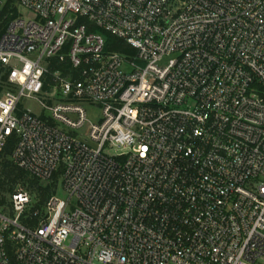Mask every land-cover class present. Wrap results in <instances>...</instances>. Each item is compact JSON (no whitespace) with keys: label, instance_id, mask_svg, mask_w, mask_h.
I'll use <instances>...</instances> for the list:
<instances>
[{"label":"built area","instance_id":"obj_1","mask_svg":"<svg viewBox=\"0 0 264 264\" xmlns=\"http://www.w3.org/2000/svg\"><path fill=\"white\" fill-rule=\"evenodd\" d=\"M7 6L0 171L13 138L58 179L35 226L0 205V264H264V0Z\"/></svg>","mask_w":264,"mask_h":264},{"label":"trees","instance_id":"obj_2","mask_svg":"<svg viewBox=\"0 0 264 264\" xmlns=\"http://www.w3.org/2000/svg\"><path fill=\"white\" fill-rule=\"evenodd\" d=\"M9 6L5 8L3 12L0 13V34L4 31V28L8 21L9 16L5 13ZM108 46L111 50L120 53H129L130 50L124 45L123 42L116 38H107ZM56 62H54L55 64ZM68 64H61L54 67L53 71L60 70L64 73L68 72ZM8 72L0 64V96L2 92L6 89V80ZM14 146V139L11 138L4 150V157L1 164L0 171V205L4 208L8 207V202L6 201V196L9 198L16 192L17 187H25L32 194L36 195V201L33 205H28L27 210L22 218V223L27 226H35L38 223L39 217L43 215V207L47 199L55 193L58 176L49 183H42L39 180L31 177L23 170L17 168L10 160L9 155ZM37 213L36 216L34 214Z\"/></svg>","mask_w":264,"mask_h":264},{"label":"rangeland","instance_id":"obj_3","mask_svg":"<svg viewBox=\"0 0 264 264\" xmlns=\"http://www.w3.org/2000/svg\"><path fill=\"white\" fill-rule=\"evenodd\" d=\"M27 106L28 107H31L33 108L34 112L38 113V108L36 107V105L33 103V102H29L27 103ZM100 117V112L98 109H95V108H87V121L89 123H95ZM26 191L28 193V195L30 196V203L29 205H33L36 201V195L35 194H32L29 190H27L25 187H17L16 191ZM9 196H6V201L9 202Z\"/></svg>","mask_w":264,"mask_h":264}]
</instances>
